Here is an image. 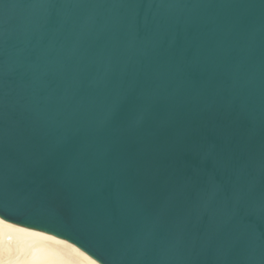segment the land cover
<instances>
[{
    "label": "water",
    "instance_id": "95a60500",
    "mask_svg": "<svg viewBox=\"0 0 264 264\" xmlns=\"http://www.w3.org/2000/svg\"><path fill=\"white\" fill-rule=\"evenodd\" d=\"M0 218L99 264H264V0H0Z\"/></svg>",
    "mask_w": 264,
    "mask_h": 264
},
{
    "label": "bare ground",
    "instance_id": "6f19581e",
    "mask_svg": "<svg viewBox=\"0 0 264 264\" xmlns=\"http://www.w3.org/2000/svg\"><path fill=\"white\" fill-rule=\"evenodd\" d=\"M0 264L99 263L65 240L0 218Z\"/></svg>",
    "mask_w": 264,
    "mask_h": 264
}]
</instances>
